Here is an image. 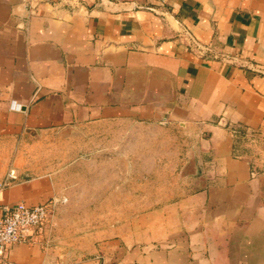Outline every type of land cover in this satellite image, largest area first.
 Returning <instances> with one entry per match:
<instances>
[{"label": "crops", "instance_id": "0c3cea01", "mask_svg": "<svg viewBox=\"0 0 264 264\" xmlns=\"http://www.w3.org/2000/svg\"><path fill=\"white\" fill-rule=\"evenodd\" d=\"M261 70L264 0H0V139L151 131L116 141L114 177L171 196L74 242L15 244L9 264H264ZM55 191L21 182L0 213Z\"/></svg>", "mask_w": 264, "mask_h": 264}, {"label": "rangeland", "instance_id": "374dc122", "mask_svg": "<svg viewBox=\"0 0 264 264\" xmlns=\"http://www.w3.org/2000/svg\"><path fill=\"white\" fill-rule=\"evenodd\" d=\"M149 134L153 133L125 127L106 131L96 125L45 131L36 137L1 138L0 202L3 193L16 184L40 177L51 178L56 191L43 202L50 203L52 209L41 234L47 231L49 236L63 242H74L85 233L97 232L131 213L142 212L152 202L171 196L161 193L162 189L150 188L148 181L141 178L117 180L110 157L118 150L114 146L117 140ZM184 138L193 143L197 137L188 130ZM12 170L17 174L15 180L9 178ZM163 181L154 180L161 186ZM117 185L121 188L115 192ZM134 189L137 193L131 194Z\"/></svg>", "mask_w": 264, "mask_h": 264}, {"label": "built area", "instance_id": "2783aa9c", "mask_svg": "<svg viewBox=\"0 0 264 264\" xmlns=\"http://www.w3.org/2000/svg\"><path fill=\"white\" fill-rule=\"evenodd\" d=\"M186 37L190 41L192 50L203 53L204 47L191 34L187 33ZM260 72L264 74V70ZM167 122L164 120V123ZM229 129L235 136L240 135L241 126L229 125ZM9 178L12 180L17 178L15 170L11 171ZM2 191L0 189V192ZM51 209L50 203L32 206L24 202L2 209L0 213V264H9V252L15 244L36 241L48 224Z\"/></svg>", "mask_w": 264, "mask_h": 264}]
</instances>
